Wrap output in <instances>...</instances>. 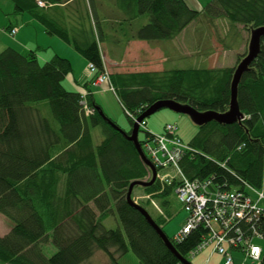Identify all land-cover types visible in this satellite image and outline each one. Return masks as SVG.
Listing matches in <instances>:
<instances>
[{"label": "trees", "instance_id": "trees-1", "mask_svg": "<svg viewBox=\"0 0 264 264\" xmlns=\"http://www.w3.org/2000/svg\"><path fill=\"white\" fill-rule=\"evenodd\" d=\"M10 1L15 17L28 15L43 24L49 35L73 44L88 64L95 65L97 75L107 70L91 1L90 7L79 11L77 28L87 21L92 25L91 32L82 34V42L72 39L50 14L65 0ZM38 1L47 7L41 8ZM117 5L125 22L147 19L132 30L131 40H172L202 15L224 17L248 32L264 27V0H211L202 11L191 9L184 0H118ZM13 29L12 24L5 28L11 37ZM244 57H239L238 64ZM73 70L72 63L59 55L42 63L35 50L23 54L7 48L0 54V214L12 226L9 234L0 236V264H86L97 252L106 254L111 264H119L128 254H134L140 264H180L141 212L127 201L132 183L150 182L151 170L135 145L100 115L93 95V89H99L92 85L94 75L84 86L86 97L66 88ZM235 70L115 73L110 81L133 127L134 119L163 100L202 113H227ZM85 101L94 111L90 116ZM238 104L244 114L241 122L209 123L187 144L193 151L186 153L180 166L190 180L211 179L215 187L227 191L245 192V183L263 188L264 37L259 55L240 81ZM98 128L103 139L96 145L93 132ZM137 188L153 196L152 200L164 199L175 193L176 184L163 185L157 180L150 187L136 186L133 193ZM162 203L170 207L167 200ZM110 218L118 228L105 226ZM153 219L164 230L170 218ZM238 227L247 237L256 232L264 238V215L251 223L241 221ZM208 232L202 224L182 243L169 239L187 259ZM48 245L56 249L50 257L45 254Z\"/></svg>", "mask_w": 264, "mask_h": 264}, {"label": "crops", "instance_id": "crops-1", "mask_svg": "<svg viewBox=\"0 0 264 264\" xmlns=\"http://www.w3.org/2000/svg\"><path fill=\"white\" fill-rule=\"evenodd\" d=\"M65 1L66 2L64 4L54 6L50 10V14L54 20L60 22L62 26L69 31L72 39L76 38L80 42L83 41L81 36L85 31H92V25H89L87 21L84 23V25H80L77 28V25L79 24L81 18L79 11L80 9H85L86 5L90 7V1L92 2V4H94L99 23L97 29L95 28V30L96 34L100 36V41L102 37L100 46L103 50L102 55L105 68L107 69L108 65H117L115 70L116 72L112 74L127 73L123 72V67L127 64L137 63H156L161 65V69L166 68L169 70L180 69L176 67L183 65L181 61H184L185 63H188V65H190V67H184L183 69L233 68V66L228 67V63L231 62L235 64L237 58L239 56H244L247 51L249 37H247L248 33L245 27L240 24H233L224 17L212 19L206 15H202L199 20L191 24L180 35L172 40L162 42H146L131 40V35L132 30H136L141 25L146 24L147 19L140 17L138 19L132 20L131 23L123 21L125 18V14L119 10L117 5L118 0ZM184 1L191 9L195 11H202L211 0L207 4L200 0ZM20 16H22L24 25L27 24L35 28L37 34H34L36 43V46L34 48L35 51H37L38 59L42 63L50 61L55 55H59L63 58L68 59L74 66L72 75L67 78V82H69L68 85L72 88L71 90L87 94L84 86L92 79V75L88 70L89 64L81 56V54H79L75 50L73 44L67 43L59 37L49 35L45 26L37 22L36 20H33L32 18L31 20L27 19L25 15ZM11 24L13 28L18 29V33L16 34V36H20L21 33L25 31L20 27L19 20L15 24L10 22L9 25ZM191 28L192 31H190ZM2 29L5 30V27L3 26ZM7 33L9 34L8 31ZM28 35L29 37L32 36V32L29 31ZM90 39H92V37H90ZM0 40L2 41V38H0ZM19 41L25 47H27V53L34 50L33 48H29L31 46L30 42H24L23 38H20ZM213 63H220L218 65L219 67L212 66ZM222 63H224V66H222ZM75 65L83 67V70H81V74L77 75V70L79 68H75ZM141 67L143 66L141 65ZM156 71L160 70H142L139 72ZM93 95L95 98L94 91ZM95 101L102 108V110L105 111L106 116L113 120V118H111L107 114L104 106L99 104L96 99ZM125 131L128 130L126 129ZM262 189L264 193V179ZM3 220L4 224L6 225V231L5 233H1L0 231L1 237L9 234L12 229L10 222L5 217ZM107 222L108 220L105 221V226ZM180 230L181 229L179 228V230L174 233V235L178 234ZM44 248L46 255H53L56 252V249L52 245H48ZM129 256L130 255L128 254L127 256L120 259L119 264H140L138 259L135 260L132 259V257L130 258ZM195 258H197V260L199 259V262L201 264H211L212 262L215 264H223L224 261L222 256L213 254L212 248L204 250ZM239 260H241V257ZM101 264H111L109 257L103 252H101ZM237 264H241V261Z\"/></svg>", "mask_w": 264, "mask_h": 264}, {"label": "built area", "instance_id": "built-area-1", "mask_svg": "<svg viewBox=\"0 0 264 264\" xmlns=\"http://www.w3.org/2000/svg\"><path fill=\"white\" fill-rule=\"evenodd\" d=\"M38 5L41 8L47 7L42 1H38ZM17 33L18 29L14 28L11 35L14 37ZM88 70L95 76L93 87L108 85L114 92L107 70L97 75V68L93 64L88 65ZM84 96L86 97V94ZM83 104L86 105V101ZM85 108L88 116L94 113L87 105ZM140 127L146 129L148 137L142 147L158 171V181L163 185L176 184L178 200L188 214L185 227L176 237V241L183 242L192 231L203 224L209 232L192 252L193 256L212 247L214 253L223 256L224 264H237L235 251L241 252L242 259L244 258L241 264H261L264 247L256 241L264 242L263 236L256 232L249 237L245 236L238 223H251L264 215L263 191L249 185H246L245 192L227 191L215 187L211 179L190 180L184 174L180 163L186 153L193 150L178 136L177 127L166 125L163 133L158 135L148 131L145 122L140 124Z\"/></svg>", "mask_w": 264, "mask_h": 264}, {"label": "rangeland", "instance_id": "rangeland-1", "mask_svg": "<svg viewBox=\"0 0 264 264\" xmlns=\"http://www.w3.org/2000/svg\"><path fill=\"white\" fill-rule=\"evenodd\" d=\"M200 1L207 4L210 0H200ZM25 16L27 17V19L31 20L30 16H28V15H25ZM18 20H19L20 27L23 28L25 31H23L20 36H15L13 38L7 33V31H5L2 28H3V26L5 28H7L9 26L10 22L15 24L18 22ZM200 23H202V22H200ZM29 31L32 32V36H30V37L28 35ZM190 31H192V28ZM4 32H5V34H4ZM247 33H248L247 37H249V42H248L247 51H246L244 56H246L248 54L251 35L253 32L247 31ZM34 34L35 35L37 34L35 31V28H33V26H30L27 24L24 25V22L22 21V16H19L18 18L14 16L13 3L10 0H0V38H2V41L0 40V54L7 48H14L17 51H19L23 54H26L28 49L19 41L20 38H23L24 42H30L31 46L29 48H33L35 50L34 47L36 46L35 45L36 43H35ZM39 53H42V52H39ZM239 57H241V56H239ZM239 57L237 58V61L235 62V64L229 62L227 66L228 67L233 66V68L235 66V68H236L240 64V63L238 64ZM181 63L183 65H180L179 67H176V68L183 69L184 67L185 68L190 67V65H188V63H185L184 61H181ZM219 64L220 63H213L212 66L217 67ZM141 65L143 67H141ZM116 66L117 65H115V66H109L108 65L107 71L110 73V75L112 73L116 72L115 71ZM222 66H224V63H222ZM73 68H74V66H73ZM75 68H79L77 70V75L81 74V70H83V67H79V66L75 65ZM169 68H171V67H169ZM123 69H124L123 72H127V73H155V72H139V71L156 69V70H160V71H156V72H163V71H165L166 68L161 69V65L156 64V63H152V64L151 63H149V64L137 63V64H127L123 67ZM166 70H169V69H166ZM132 71H134V72H132ZM127 73H118V74H127ZM65 83H66L65 84L66 88L72 89L68 85L69 82H67V80ZM93 91L95 93V99L97 100V102L99 104L104 106L107 114L111 118H113V121L115 120V122H117L116 124L122 130L123 129H125V130L127 129L128 131L132 130V126L130 124V121H129L127 114L125 113L124 109L122 108L121 104L119 103L116 94L109 89V86L105 85L103 88L100 87L99 89H95ZM103 112L105 113V111H103ZM105 115H106V113H105ZM146 124H147V126H146L147 130L153 134H156V135H158L160 133L162 134L166 125H169V124L175 125L177 127L178 136L181 138V140L185 144H188L201 131L200 127H198L189 116L177 114V113H175L171 110H168V109L161 110L160 112H158V113L154 114L153 116H151L150 118L146 119ZM140 129H141V127H140ZM93 136L95 139V144L99 145L103 139L101 129H99V128L96 129L93 132ZM146 139H147L146 129L142 128L141 132L139 134V140L142 142H145ZM151 176H152V174H151ZM261 190L263 191V189H261ZM133 195H134L133 196L134 201L140 203L143 206H146L150 215L153 216V218L157 219L160 216L163 218H164V216H165V218L168 216L170 218L168 220V222L164 225V232L167 234L168 237L173 239L175 237L174 233H176L179 230V228L182 229L183 225H185V223L188 219V214H187V212H185L183 210V206L180 203V201L178 200V196L176 193H174L171 196L164 198V199H162V198L154 199V201L149 202L150 204H147L148 197H151L150 199H152L153 196L146 195L142 189L137 188L134 191ZM163 200H165V201L167 200L169 202V204H170L169 208H165L163 206V203H162ZM262 206H263V203H262ZM3 219H4V217L0 214V231H1V233H5V231H6V225L4 224ZM106 227L108 229L118 228V226H117V224L113 218L108 219ZM256 243L262 247L264 246L263 241H256ZM240 253L241 252H238V251L234 252V258L237 260V263H240V261H242L244 259V258L242 259V255ZM129 255H130L129 256L130 258L132 257V259L137 260V258L135 257L134 254H129ZM47 256L50 257L51 255H47ZM240 257H241V260H239ZM190 262L192 264H201L199 262V259L197 260V258H191ZM86 264H101V252H98L95 256V259L86 263ZM202 264H204V263H202ZM211 264H215V263L212 262ZM246 264H251V263L248 262Z\"/></svg>", "mask_w": 264, "mask_h": 264}, {"label": "water", "instance_id": "water-1", "mask_svg": "<svg viewBox=\"0 0 264 264\" xmlns=\"http://www.w3.org/2000/svg\"><path fill=\"white\" fill-rule=\"evenodd\" d=\"M263 37H264V27L254 30L251 35L248 54L242 59L240 64L236 67L235 74L233 76V80L231 84L230 110L227 113L224 114L217 112L202 113L189 105H184L177 101H173V100L158 101L157 103L149 107L140 117L136 119L132 127L131 133L127 134L120 127H118L112 121H110L105 115V113L101 110V108H98V111L100 115L103 117V119L107 121L117 131L122 133L129 142H132L135 145L138 153L140 154L142 161L151 170L152 179L150 182L137 181L132 183L127 194V201L133 208L141 212V214L145 217L146 221L156 231V233L159 235V237L162 239L165 245L178 258L180 264H191V263L179 255V253L177 252L175 246L173 245L169 237L162 230V228L157 225V223L154 221V219L149 214V212L146 209H144L142 206H140L138 203H136L132 198V193L136 186L146 188L154 185L157 181V169L147 158L139 141L140 124H142L143 122H145L146 119L150 118L154 114L164 109L171 110L177 114L189 116L198 127L205 126L212 122H216L221 125H233L238 122H241L244 119V114L241 112L238 104V87L244 73L249 69L250 65L259 55L261 50V41Z\"/></svg>", "mask_w": 264, "mask_h": 264}, {"label": "bare ground", "instance_id": "bare-ground-1", "mask_svg": "<svg viewBox=\"0 0 264 264\" xmlns=\"http://www.w3.org/2000/svg\"><path fill=\"white\" fill-rule=\"evenodd\" d=\"M102 111H103V110H102ZM144 182H147V181H144ZM246 185H248V184L245 183L244 186L246 187ZM249 186H250V185H249ZM235 191H237V190H235ZM175 193H176V189H175ZM150 198H151V197H148V200H151V202L154 201V200H152V199H150ZM136 203H138V202H136ZM138 204L141 206L140 203H138ZM183 210H184V208H183ZM184 227H185V225L182 227V229L180 230V232H179L177 235H175V237L173 238L175 243H178V242L176 241V237L181 233V231L184 229ZM161 228H162V227H161ZM162 230H163V228H162ZM163 231H164V230H163ZM166 235H167V234H166ZM169 238H170V237H169ZM171 242H172V241H171ZM172 243H173V242H172ZM181 243H182V242H181ZM173 245H174V244H173ZM209 248H212V247H209ZM207 249H208V248H207ZM212 249H213V248H212ZM205 250H206V249H205ZM192 252H193V251H192ZM192 252L190 253L189 257L186 259V260L189 261V262H190V259H191V258H195V257H197V256H198L199 254H201L203 251L200 252L199 254L195 255V256L192 255ZM213 254H217V253H214V252H213ZM217 255H219V254H217ZM220 256H221V255H220ZM222 257H223V256H222ZM223 259H224V258H223ZM190 263H191V262H190ZM223 264H224V261H223Z\"/></svg>", "mask_w": 264, "mask_h": 264}]
</instances>
